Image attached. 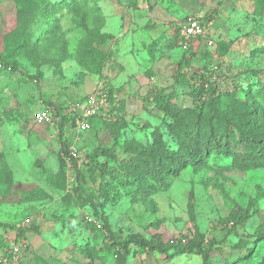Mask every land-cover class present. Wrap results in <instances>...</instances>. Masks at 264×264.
Listing matches in <instances>:
<instances>
[{"label": "rangeland", "instance_id": "374dc122", "mask_svg": "<svg viewBox=\"0 0 264 264\" xmlns=\"http://www.w3.org/2000/svg\"><path fill=\"white\" fill-rule=\"evenodd\" d=\"M56 1L0 0V55L11 66L0 67V264H203L195 249L167 255L133 243L113 258L104 221L118 238L138 236L169 250L178 241L213 243L212 264H264V167L211 160L165 185L139 179L152 167L138 158L140 149H159L155 137L168 152L177 149L151 99L158 86L173 93L179 114L204 99L192 94L201 75L214 93L235 92L238 83H251L256 98L263 93L256 91L264 86V0H89L64 4L56 27L26 18L29 6ZM197 14L211 15L213 44H195L186 84L176 85L183 48L175 27ZM45 27L51 40L42 38ZM24 31L30 39L12 47ZM99 87L112 92L121 120L108 114L78 132L74 108ZM43 108H62L64 118L39 123ZM96 149L103 167L88 158ZM251 205L259 212L230 229L229 212ZM10 225L38 231L17 237ZM13 247L15 259L5 260Z\"/></svg>", "mask_w": 264, "mask_h": 264}, {"label": "trees", "instance_id": "16d2710c", "mask_svg": "<svg viewBox=\"0 0 264 264\" xmlns=\"http://www.w3.org/2000/svg\"><path fill=\"white\" fill-rule=\"evenodd\" d=\"M89 0H71L66 3V0L56 2H46L42 6H29L30 21H35V25L38 21L43 22L46 26L56 27V13L61 11L64 4L71 9V7H78L81 3L84 4ZM34 13V14H33ZM202 21L208 24L212 21L211 15H202ZM181 25H176V33L179 38V30ZM46 33L49 35H46ZM54 32L52 28L44 29L42 32V38L51 40ZM31 33L24 31L20 37L14 40L12 47H20L23 42L30 39ZM206 42V41H205ZM204 43V40L199 37L192 40L187 48H183V53L173 74V82L177 85L186 84V78L188 76V70L191 67V59L196 54L195 44ZM207 45V43H204ZM9 68L11 66L5 61L4 57L0 55V67ZM198 88L193 89V93L196 97L203 96L201 102L194 99V107L187 108V114L184 112L179 114L174 105V95L169 92V88L166 86H158L151 94L152 102L154 103L157 111L161 112L162 119L166 122V132L170 139L173 140L177 149L173 152L165 150V142L163 140L158 141L154 138V143L159 146V149L154 151L153 147L149 149H140L141 152L138 158L147 165H150L152 169L146 175V172L139 176L144 180L156 179L165 185H168L171 181V177H176L182 172L183 169L189 167L191 169L201 168L211 160L216 165L223 159L230 160L233 167H237L240 170H250L264 167V123L263 116H261L262 110H264V86L257 89L259 93L256 98L255 91L249 83L247 87H243L241 83L236 84V91H224V93H214L212 91L213 84L205 75H201V81L198 83ZM109 101V106L103 109L100 113L90 119H99L106 115L115 116L118 121L121 119L115 114L114 97L110 90H105ZM74 112V111H73ZM260 112V113H259ZM54 114L60 118H64V110L57 108ZM72 123H74L73 116L71 117ZM123 122V120H122ZM61 148L64 155L68 160L73 163L75 167V159L70 154V146L65 145L64 141H61ZM107 152V151H106ZM105 152V153H106ZM100 154H104L101 150L96 149L92 154L88 156L89 159L97 161ZM99 167L105 166L104 163L96 162ZM162 170L166 171L164 174L159 175ZM170 176L168 175V173ZM168 175V176H167ZM132 180H136V177L130 175ZM166 177V178H163ZM165 179V180H164ZM144 180H140L139 184H143ZM259 210L251 205L249 208H237L232 209L226 217L227 222L232 224L230 229L236 228L238 225H243L248 221L253 214L258 213ZM3 226L0 223V227ZM104 226L109 234L110 242L107 243V248L111 251L113 258L120 256L119 250H126L129 244L133 243L138 245L141 252H151L153 248L161 254L173 255L176 253L186 252L190 250H196L202 255L203 264H212L210 259V251L213 248V243L206 248H201L198 243H188L183 245L181 241H178L172 250L168 248H161L158 245L149 243L148 240L140 238L138 236H127L125 238H118L114 235L109 225L104 221ZM12 231H15L17 237L24 238L27 233L37 232L36 226H8ZM259 228V227H258ZM259 229L261 233L264 232L263 227ZM200 235V239H202ZM0 245L5 246V239L0 233ZM5 258L12 261L13 254L4 251ZM112 260V258H110Z\"/></svg>", "mask_w": 264, "mask_h": 264}, {"label": "built area", "instance_id": "2783aa9c", "mask_svg": "<svg viewBox=\"0 0 264 264\" xmlns=\"http://www.w3.org/2000/svg\"><path fill=\"white\" fill-rule=\"evenodd\" d=\"M210 23L205 24L202 21V15H191L182 24L179 30V42L182 48H187L192 40L201 37L207 45H212L210 38ZM109 106L107 92L101 90L93 91L83 102L79 103L72 114L74 118V127L78 132H85L90 129V119ZM35 119L39 123L52 122L56 119L53 111L43 108L36 113ZM74 156V152L70 151ZM18 248L13 247L10 251L15 259ZM5 260H8L5 258Z\"/></svg>", "mask_w": 264, "mask_h": 264}]
</instances>
